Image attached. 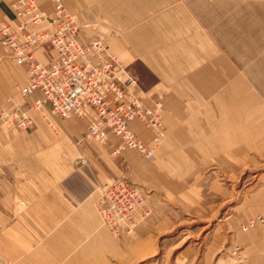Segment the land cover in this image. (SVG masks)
<instances>
[{
    "label": "rangeland",
    "instance_id": "obj_1",
    "mask_svg": "<svg viewBox=\"0 0 264 264\" xmlns=\"http://www.w3.org/2000/svg\"><path fill=\"white\" fill-rule=\"evenodd\" d=\"M142 2L126 28L127 34L138 29L147 36L116 32L106 40L136 76L134 87L146 98L142 101L162 103L166 135L152 159L134 149L107 150L123 164L115 165L117 176L106 182L126 178L135 183L144 196V217L132 232L120 235L99 217L89 246L83 237L71 238L73 245L34 246L26 257L3 241L12 220L20 237L30 232L26 215L14 212L8 201L17 166L0 165V256L5 264H236L240 259L251 264L247 244L253 230L242 227L264 213V0ZM90 24L92 32L99 24L102 34L103 22ZM169 128L176 131V149H168ZM185 128L203 130L208 138L193 157L185 149ZM104 148L83 151L74 166L89 168L91 159L104 157ZM3 152L2 158H8ZM103 183L89 195L95 210Z\"/></svg>",
    "mask_w": 264,
    "mask_h": 264
},
{
    "label": "built area",
    "instance_id": "obj_2",
    "mask_svg": "<svg viewBox=\"0 0 264 264\" xmlns=\"http://www.w3.org/2000/svg\"><path fill=\"white\" fill-rule=\"evenodd\" d=\"M52 3V9L46 10L37 0H12L9 7L16 24L5 19L0 8V43L29 72L26 82L0 106V123L25 130L34 126L39 114L55 128L56 121L83 117L84 108L91 106L95 118L84 140L107 144L115 137L114 154L129 148L152 159L166 135L162 103L147 105L137 97L128 98L127 91L137 78L109 49L106 36L85 39L66 0ZM39 49L48 51V58L40 57ZM135 121L154 129L152 143L138 136L132 126ZM143 204L141 189L126 178L97 188L96 211L114 235L135 229L144 217ZM260 221L264 222V213L249 219L242 229ZM236 264L244 262L240 259Z\"/></svg>",
    "mask_w": 264,
    "mask_h": 264
},
{
    "label": "crops",
    "instance_id": "obj_3",
    "mask_svg": "<svg viewBox=\"0 0 264 264\" xmlns=\"http://www.w3.org/2000/svg\"><path fill=\"white\" fill-rule=\"evenodd\" d=\"M11 1L1 2L0 8L5 19L16 24L17 19L9 7ZM37 1L43 9L51 10L53 7L52 0ZM66 3L69 10L77 15L85 39L99 34L97 31L99 24L96 28H92L94 32L89 28L92 27L90 23L95 22H103L105 26L111 28L113 33L108 35L110 37L114 36L116 32L124 37L147 36L145 33H139L138 29L127 34L128 29L126 28L127 20H135V16L139 12V5L144 3L142 0H66ZM130 15L134 17L131 18ZM0 45L2 44L0 43ZM2 46H0L1 104L6 102L19 80L22 79L19 84L23 85L29 77L26 66L20 65L24 68L17 69L16 66L19 64L13 58L11 49ZM37 54L45 59L50 55L48 51L42 49H39ZM127 97L146 100L143 93L137 90L134 85L128 89ZM94 118V109L91 106H86L83 117L56 121L55 129L48 125L47 121L39 114L35 115L34 126L25 130L7 127L0 123V139H4V142L0 140V152L7 150V156H9L2 158L6 157V154L4 152L3 156L0 154V165L17 166L10 179L16 183L15 192H9L8 201L9 204L13 203L14 212H22L26 215L25 228L28 233H31L27 234L25 238L20 237L17 233L18 223L15 221L13 224L12 220L6 229L7 233L3 234L5 237L3 241H6L9 246L21 248L26 257L34 246L73 245L75 242H71V238L76 241V238L79 240L83 237L85 245L89 246L91 237L96 235L99 216L91 203L90 192L96 185L117 176L112 169L118 163L123 164V162L118 159L119 156L112 158L107 153L108 151L113 152L112 144L117 142L115 137H111L110 142L106 145L98 144L99 146L81 141L84 137L85 127L88 128ZM132 126L143 141L152 143L154 129L146 127L141 121L133 122ZM195 132L188 128H185L184 132L185 149L191 150L192 157L195 156L193 151L204 149L208 140L204 136L203 130L200 134ZM175 133L176 131L174 132L173 129H168L169 150L177 148V144L174 142ZM213 141L218 142V137ZM83 146H85L84 149ZM101 146L105 147L103 158L91 159L89 168L74 166V160L80 153L83 151L87 153L88 149L103 152ZM215 148L218 147L215 146ZM168 156L171 158V152L168 153ZM258 224L260 223L258 222L256 225ZM257 227L250 228V231H253L247 244L249 258L251 264H264V257H262L264 255V233L260 231L258 234L257 232L258 229L262 231L264 229L260 227L256 229ZM109 234L111 233L109 232ZM0 262L5 264V260L1 256ZM19 262L16 260L15 264Z\"/></svg>",
    "mask_w": 264,
    "mask_h": 264
},
{
    "label": "water",
    "instance_id": "obj_4",
    "mask_svg": "<svg viewBox=\"0 0 264 264\" xmlns=\"http://www.w3.org/2000/svg\"><path fill=\"white\" fill-rule=\"evenodd\" d=\"M98 30H99V32H101L104 35H111L113 32L111 28H109L105 25H101ZM0 264H1V262H0Z\"/></svg>",
    "mask_w": 264,
    "mask_h": 264
},
{
    "label": "bare ground",
    "instance_id": "obj_5",
    "mask_svg": "<svg viewBox=\"0 0 264 264\" xmlns=\"http://www.w3.org/2000/svg\"><path fill=\"white\" fill-rule=\"evenodd\" d=\"M104 35V34H103ZM105 36H107V35H105Z\"/></svg>",
    "mask_w": 264,
    "mask_h": 264
}]
</instances>
